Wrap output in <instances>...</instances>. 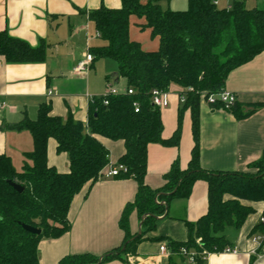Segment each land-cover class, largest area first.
<instances>
[{"label":"trees","instance_id":"16d2710c","mask_svg":"<svg viewBox=\"0 0 264 264\" xmlns=\"http://www.w3.org/2000/svg\"><path fill=\"white\" fill-rule=\"evenodd\" d=\"M161 1L142 4L121 0L119 8L101 5L88 12L104 40V44L89 48L91 63L102 58L113 60L124 88H131L133 94L92 97L85 125L71 115L65 119L53 115L47 102L38 105L35 119L25 116L12 125L30 132L33 149L25 154L31 164L25 163L21 171L14 169L8 156L0 154V264H39V241L60 237L69 230L67 212L73 197L86 184L92 185L108 163V151L98 137L123 141L124 152L117 163L127 170L116 178H132L137 183L134 199L123 207L118 219L123 239L102 256L66 254L57 264H101L114 258L130 264L127 256L134 254L145 231L155 226L156 216L164 212L170 199L189 197L197 180L207 183V211L196 222H186L185 241L169 239L166 246L170 251L168 264H205L206 253L223 252L230 246L224 230L239 228L253 211L243 201L264 202V157L250 165L252 171H210L201 168L198 151L200 102L224 89L232 69L264 50V8L248 7L244 0H232L227 8H219L214 0H188L186 9L172 10L163 9ZM131 15L144 17L151 35L159 39L157 50H143L129 38ZM47 46L43 40L32 46L0 31V57L8 63L42 62ZM171 85L180 87L179 95L185 97L180 104L190 110L194 144L187 167L181 169L175 160L163 177L164 185L151 189L144 180L147 146H176L181 115L172 137L162 139L160 109L151 104L150 93L153 89L168 90ZM209 105L216 109L221 103L216 99ZM228 111L238 118L249 113L239 111L237 101ZM50 138L55 140L57 152L68 156L66 172H58L47 163ZM10 183L22 186V191ZM133 210L141 226L135 234H131L128 222ZM262 219L252 232H260L264 239V211ZM23 224L40 233L26 231ZM181 248L195 253L193 262L186 260Z\"/></svg>","mask_w":264,"mask_h":264},{"label":"crops","instance_id":"0c3cea01","mask_svg":"<svg viewBox=\"0 0 264 264\" xmlns=\"http://www.w3.org/2000/svg\"><path fill=\"white\" fill-rule=\"evenodd\" d=\"M139 1L144 4L147 0ZM244 1L246 5L249 2ZM231 2L217 0V6L227 8ZM101 5L119 8L121 0H0V31L4 30L32 46L40 40L48 45L42 62L8 63L0 57V154L10 158L16 171H21L25 163L31 164L25 154L32 151L33 139L28 130L13 129V124L25 116L35 119L38 105L47 102L53 115L62 119L71 115L85 125L91 98L102 94L108 75L114 82L116 68H100L101 61L108 58L94 61L86 71L73 70L86 50L104 44L93 21L88 18V12ZM187 5L188 0L161 1L163 9L183 10ZM247 6L260 7L256 2ZM128 33L143 50H157L159 39L151 35L144 17L131 15ZM117 83L119 88H124V81L119 76ZM224 89L235 95L239 111L249 113L238 118L233 112L212 109L201 100L198 112L199 164L202 169L210 171H252L250 165L264 157V50L232 69ZM180 91V87L171 85L168 89L169 105L160 109L161 137L165 140L172 137L181 115L178 144L150 143L147 146L144 180L151 189L164 185L163 177L175 160L181 169H185L190 159L194 144L191 115L188 108H181ZM98 139L108 151V164H116L124 152L123 141ZM56 145L54 139L48 140L47 163L58 172H66L68 156L65 152H57ZM136 191L137 183L132 178L100 176L92 185L86 184L70 203L67 212L69 230L60 237L39 241V264H57L66 254L87 252L102 256L119 246L123 231L118 226V219L123 207L134 199ZM243 203L251 206L253 211L239 228L224 230L229 247L236 252L210 253L205 264H264L263 236L258 231L252 232L262 220L264 202ZM206 211L207 183L197 180L189 197L169 200L164 212L156 216L155 226L145 231L134 254L127 258H131V264H168L169 255L160 253L159 246L169 239L185 241L188 236L186 222H196ZM128 222L131 234L140 232V219L135 210L130 213ZM101 264L124 262L114 258Z\"/></svg>","mask_w":264,"mask_h":264},{"label":"built area","instance_id":"2783aa9c","mask_svg":"<svg viewBox=\"0 0 264 264\" xmlns=\"http://www.w3.org/2000/svg\"><path fill=\"white\" fill-rule=\"evenodd\" d=\"M214 3L217 4V0H214ZM92 59H93L92 54L86 50L83 55V58L77 62L73 70L75 72H81V71L88 70L92 62ZM121 92H126L127 94H133V90L131 88L121 89L116 84H114L112 79H109L106 82L105 91L103 94L104 95H108V94L114 95V94H118ZM48 93L51 94V91H48ZM178 99L180 103H183L185 100V97L183 94L178 95ZM216 99L221 103V106L219 108L223 110H227V111L231 109V107L236 101L235 95L225 89L221 90L218 94L208 96L207 100H204V99L203 100L207 102L208 104H213ZM150 102L154 107L159 108V109L167 107L169 105L168 90L153 89L150 93ZM104 103H106L105 100H104ZM137 110H138L137 105L135 104V111ZM104 167L105 169H103V171H101V174H100V176L103 178H116L120 172H126L127 170L126 167L121 163H116V164L107 163ZM159 251L162 254L170 255V251L167 248L166 244H161L159 246ZM224 251L235 253L236 249L227 247L224 249ZM180 252L185 256L187 261L193 262V256L195 253L187 252L185 248H181ZM209 254L210 253H206L205 257L207 258ZM128 259L131 264L132 263L131 258L129 257Z\"/></svg>","mask_w":264,"mask_h":264},{"label":"rangeland","instance_id":"374dc122","mask_svg":"<svg viewBox=\"0 0 264 264\" xmlns=\"http://www.w3.org/2000/svg\"><path fill=\"white\" fill-rule=\"evenodd\" d=\"M255 2H256L260 7L264 4V0H256V1H255V0H249V2H248L247 5H252V4H254ZM100 66H101L100 68H103V69H110L111 66H113V69L116 68V64H115L113 61L108 60V59H107V60H102ZM111 71H113V70H109V72H111ZM114 72H115V70H114ZM102 79H103V77H102ZM114 84L119 85V83H114ZM104 91H105V88H104L102 94L104 93Z\"/></svg>","mask_w":264,"mask_h":264},{"label":"water","instance_id":"95a60500","mask_svg":"<svg viewBox=\"0 0 264 264\" xmlns=\"http://www.w3.org/2000/svg\"><path fill=\"white\" fill-rule=\"evenodd\" d=\"M113 80H114V83H117V82H118V73H114V74H113ZM10 185H11L16 191H18V192H21L22 189H23V187L20 186V185H18V184L10 183ZM22 227H23L26 231H28V232H30V233H33V234H39V233H40V230H39V229L34 228V227L30 226V225H25V224H23Z\"/></svg>","mask_w":264,"mask_h":264}]
</instances>
